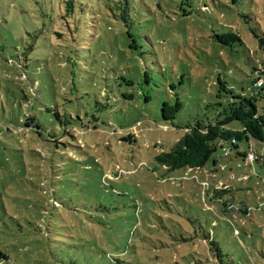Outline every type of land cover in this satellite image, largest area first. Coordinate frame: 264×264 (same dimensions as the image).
<instances>
[{
  "label": "rangeland",
  "instance_id": "1",
  "mask_svg": "<svg viewBox=\"0 0 264 264\" xmlns=\"http://www.w3.org/2000/svg\"><path fill=\"white\" fill-rule=\"evenodd\" d=\"M252 29L264 33V0H0L8 263L264 264V141L223 143L201 168L155 159L214 115L219 80L258 90ZM229 32L244 44L214 37ZM68 56L83 60L64 67ZM30 115L43 136L24 125Z\"/></svg>",
  "mask_w": 264,
  "mask_h": 264
},
{
  "label": "trees",
  "instance_id": "2",
  "mask_svg": "<svg viewBox=\"0 0 264 264\" xmlns=\"http://www.w3.org/2000/svg\"><path fill=\"white\" fill-rule=\"evenodd\" d=\"M127 5V3H126ZM121 20L124 23H129L133 20L131 13L127 7L121 8ZM252 33L257 40L258 48L261 52V65L254 68V71L260 74V78L264 79V33L259 34L254 29ZM60 38L63 34L57 33ZM76 33H71L73 41ZM129 37L133 38V34L128 31ZM214 37L222 45H233L238 42L244 44L242 37L234 32L215 34ZM135 42V39L133 38ZM132 46V44H130ZM33 48V47H32ZM77 51V50H76ZM83 59H77L75 56H68L61 60L64 67L79 66ZM256 81L255 83H257ZM220 90L224 93L219 96H225L226 100L219 102L217 109L212 117L205 114L203 118H195L192 122L185 126L184 135L175 143L170 151L160 152L155 156L156 161L169 170H177L181 168H201L205 166L213 155L221 148L223 143H229L231 148H238L240 141H264V105L259 106L258 101L264 98V86L253 84L254 91L250 96L237 94L225 82L220 81ZM225 88V89H224ZM228 88V90H227ZM262 89V91L259 90ZM168 102H165L162 108L163 117L165 120L175 118V114L180 110L181 104L179 101L172 107L169 114L166 113L165 107ZM237 122L239 126L234 123ZM26 127L33 129L39 136H43V125L38 116L30 115L25 124ZM129 135L127 139H130ZM231 150V149H230ZM230 155V153L228 154ZM226 155V156H228ZM236 156L246 158L245 155L236 152ZM256 160V159H255ZM217 159H214V164H217ZM217 257H222V253L217 248ZM9 255L0 247V264H9ZM221 261V260H220ZM114 262L116 260L114 259ZM133 264V263H131Z\"/></svg>",
  "mask_w": 264,
  "mask_h": 264
},
{
  "label": "built area",
  "instance_id": "3",
  "mask_svg": "<svg viewBox=\"0 0 264 264\" xmlns=\"http://www.w3.org/2000/svg\"><path fill=\"white\" fill-rule=\"evenodd\" d=\"M258 86H264V79H261L258 81ZM230 153V150H227L226 151V155H228ZM250 160H255L257 158V155H255V153L253 151H250L248 153V156H247Z\"/></svg>",
  "mask_w": 264,
  "mask_h": 264
}]
</instances>
